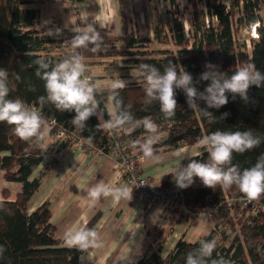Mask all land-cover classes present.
<instances>
[{"label":"trees","instance_id":"obj_1","mask_svg":"<svg viewBox=\"0 0 264 264\" xmlns=\"http://www.w3.org/2000/svg\"><path fill=\"white\" fill-rule=\"evenodd\" d=\"M73 1L78 5L87 0ZM167 2L166 17L159 8L154 11L153 38L140 37L134 32L124 33L128 56L124 60L125 67L137 71L140 64L147 63L163 70L173 63L178 71L191 73L194 80L206 70V63L217 65L229 75L249 63L264 72V0H190L193 7L190 27L185 23L181 1ZM28 3L30 0H0V69L8 74V98L21 99L35 108L44 121L42 131L48 129L49 134L55 136L58 127H71L84 141L110 154L114 144L104 124L114 121L117 115L128 113L132 119L114 128L118 129L125 150L136 159L145 155L138 145L133 147V142H143L150 135L143 127L145 117L158 125L159 139L153 145L151 157L195 143L216 130H251L261 138L258 147L243 154H233L232 163L241 169L253 166L264 154V87L252 86L247 101L227 93L226 105L209 109L215 118L212 123L188 108L186 97L180 90L175 96V116L165 119L158 102L145 103L146 85L143 77L138 75H134L125 88L115 90V99H112L114 90L111 86L97 87L93 78L98 107L95 114L84 122L83 128L71 123L76 115L74 111L61 112L47 100L40 104L38 98H46L47 93L45 82L35 74L39 67L35 61L41 59L49 63L48 70H51L62 61L54 48L71 47L72 39L78 33L68 30L48 33L46 28L39 26L40 11L27 8ZM253 23H259L258 37L242 38L243 28ZM155 43L157 46L150 47ZM104 45L102 41L101 48ZM93 47L89 44L87 48ZM206 83L198 85L200 91L204 90ZM110 103L114 106V114L109 111ZM198 104L201 108L206 107L203 101ZM224 113L229 115L220 118ZM13 129V125L0 122V171L4 172L6 180L22 184L14 199L5 196L0 200V264H80L84 250L67 247L55 235L51 202L45 201L32 212L28 209L29 201L41 187L47 170L34 173L55 144L45 149V137L41 141H22ZM191 159L207 162V151L203 149L199 154L185 158L183 166ZM244 198L235 186L228 190L219 185L208 188L199 178H194L191 186L182 189V197L170 203L186 207L193 214V224L201 219L208 221V232L194 242L181 237L167 255H162V243L157 250L149 245L133 264H187L189 255L203 259L207 264H212L213 260L219 264H264V207L253 211L251 205L245 204ZM94 224L93 219L83 230L93 231ZM211 241L216 244L212 255L202 257V244Z\"/></svg>","mask_w":264,"mask_h":264},{"label":"crops","instance_id":"obj_2","mask_svg":"<svg viewBox=\"0 0 264 264\" xmlns=\"http://www.w3.org/2000/svg\"><path fill=\"white\" fill-rule=\"evenodd\" d=\"M131 1L87 0L79 3L76 10L73 0H30L26 7L40 11L39 26L46 28L50 34L62 30L77 32V29L91 24L105 41L124 36L121 7L132 20L138 17L143 22H151L152 35L148 37L153 38L154 11L159 8L165 14L167 0H137L141 8L138 7L136 14L130 6ZM149 3L152 8L147 6ZM126 28L131 32L130 26ZM91 49L81 48V55L85 67L92 71L97 87L112 86L117 80L126 83L131 81L134 75L124 72L125 68L129 69L123 63L128 59L124 48L111 44L104 45L96 52ZM67 50L66 45L54 48L62 60ZM110 65L118 66L119 72L109 74L105 71ZM109 111L114 114L112 103L109 104ZM44 131V148L48 149L53 144L55 146L34 173L36 175L40 170H47L41 187L29 201L28 209L32 212L49 200L55 235L64 245L68 235L95 220V246L84 250L80 264H133L149 245L157 250L162 243V255H167L181 237L194 242L208 232V221L201 219L193 224V214L184 206L164 203L147 207L137 200L131 188L124 183L115 157L83 150L75 143L59 146L56 144L59 142L56 135L51 136L48 129ZM195 145H187L156 157H146L140 164L141 172L150 177L156 186L175 183L174 173L177 168L183 167L185 158L201 152L200 148L193 149ZM4 179V172L0 171V200L5 196L14 199L21 191L22 184ZM97 186H104L112 194L102 193L99 198H93L90 192ZM123 188H127L130 196L116 199L115 190Z\"/></svg>","mask_w":264,"mask_h":264},{"label":"clouds","instance_id":"obj_3","mask_svg":"<svg viewBox=\"0 0 264 264\" xmlns=\"http://www.w3.org/2000/svg\"><path fill=\"white\" fill-rule=\"evenodd\" d=\"M72 39V48H87L89 44L94 45L91 49L96 52L101 49L103 38L95 28L89 24L83 29L76 30ZM35 63L39 66L36 75L45 82L47 97L38 98L39 103L51 102L55 107L63 111H74L75 117L71 121L78 128L84 127V122L94 115L98 107V102L94 96V88L83 78L85 64L79 55L71 56L56 63L50 68L49 63L37 59ZM205 71L200 73L194 80L191 73L183 70L178 71L175 64L170 63L163 70L152 64L142 63L137 69V75L142 76L145 82V103H159L160 112L165 119L175 116L177 100L175 98L177 90L184 93L188 108L198 112L202 117L207 118L210 123L215 121L209 109H219L228 103L227 93L233 98L237 95L244 101L248 100V91L252 86L264 87V72L256 69L254 64H247L237 68L230 75L221 71L219 67L212 63L205 64ZM44 70V71H41ZM7 71L0 69V122H7L14 126L16 136L22 141L36 139L41 141L46 135L42 131L44 121L39 112L24 103L21 99H11L7 86ZM207 82L203 91L198 85ZM113 96L115 99L116 89L126 87V82L117 80L112 84ZM198 101H203L206 107L201 108ZM117 103H120L117 101ZM229 114L224 113L222 117ZM132 119L128 113L117 115L113 120L104 124V128L111 130L114 127L123 126ZM143 127L150 135L143 141H134L133 147L139 146L145 156L153 155V145L159 139L158 125L150 118L145 117L142 121ZM261 138L254 135L251 130L246 131H222L216 130L204 135L199 139L198 144L205 149L208 154V161L201 162L191 159L183 167L177 168L174 173V181L178 188L186 189L194 183V178H199L202 184L208 188H215L217 185L228 190L233 186L239 189L249 202L259 200L264 196V154H261L255 164L249 168L241 169L233 164V154H243L258 147ZM112 194L111 190L104 186L93 188L90 195L99 198L101 194ZM115 197H129L127 188L116 189ZM96 233L91 230H79L66 238V246L86 250L90 246H95L94 238ZM215 241L202 244L200 253L202 257H210L215 249ZM2 251V249H0ZM187 264H207L203 259L187 258ZM212 264H219L213 260Z\"/></svg>","mask_w":264,"mask_h":264},{"label":"built area","instance_id":"obj_4","mask_svg":"<svg viewBox=\"0 0 264 264\" xmlns=\"http://www.w3.org/2000/svg\"><path fill=\"white\" fill-rule=\"evenodd\" d=\"M224 2H229V0H224ZM78 5L75 4L74 7L78 9ZM259 23H253L250 28L252 31V37H258V27ZM68 47V46H67ZM81 50L73 49L72 46L68 47V51L65 58H70L74 55L80 56ZM91 86H93V77L88 72L85 67L84 77ZM55 123V120L52 121ZM111 136V141L114 146L111 156L115 157L116 166L120 170L122 179L124 183L129 186L133 192L134 197L142 202L145 206L151 207L158 204L170 203L179 200L182 197V189L178 188L176 184L170 183L164 186H156L151 181L150 177L144 175L141 172L140 164L146 158L145 156L136 159L130 153L125 150V143L119 137L118 129L113 128L108 130ZM56 140L59 142H73L78 144L83 150L97 152L100 154H105L101 149L97 148L94 144L86 142L79 135L76 129L71 127H58L56 132ZM245 204L251 205L253 211H257L259 207H264L263 196L259 200L249 202L245 197Z\"/></svg>","mask_w":264,"mask_h":264},{"label":"rangeland","instance_id":"obj_5","mask_svg":"<svg viewBox=\"0 0 264 264\" xmlns=\"http://www.w3.org/2000/svg\"><path fill=\"white\" fill-rule=\"evenodd\" d=\"M181 1V3L184 5V10H183V12H184V20H185V23H186V25L188 26V27H190L191 26V19H192V11H193V7H192V3L190 2V0H180ZM230 1V0H229ZM147 3H148V1H147ZM141 4L140 3H138L137 2V0H132L131 1V5L130 6H132V9L134 10V14H136L137 12H138V7H140L141 8V6H140ZM142 5H144L143 3H142ZM79 6V5H78ZM77 6V7H78ZM147 6H149L150 8H152L151 6V4L149 3V4H147ZM142 8H143V6H142ZM76 9V8H75ZM120 9H121V11H122V13H121V15H122V23H123V33H130V32H128V28H126V26H130V28H131V32H134L135 34H139L138 36H140V37H143V36H149L150 34L152 35V23L151 22H149V21H145V22H143V21H141L140 19H138V17H136V18H134L133 20L131 19V17H130V15H128V13L127 12H125L124 10H122V8L120 7ZM207 19V18H206ZM139 24L141 25L140 26V28H139ZM252 29L250 28V27H244L243 28V30H242V32H241V35H242V38H244V39H250L252 36ZM254 32V31H253ZM104 41V43H105V45H114V47L115 46H121V48H124V49H126V47H125V44H124V40H123V38H122V36H120V37H115V38H113V39H110L109 41H105V40H103ZM110 42V43H109ZM151 46H157V44L155 43V44H150V47ZM104 47V46H103ZM102 47V48H103ZM81 50V49H80ZM68 51V50H67ZM67 53V52H66ZM83 55H81V53H80V57H82ZM82 60H83V57H82ZM84 63V62H83ZM124 63V62H123ZM123 63H121V64H123ZM88 70V69H87ZM105 71H107V72H109V74H111V73H116V72H119V67L117 66V67H114L113 65H110V67H109V69H107V70H105ZM88 72L90 73V74H92V71H90V70H88ZM94 72V71H93ZM124 72L125 73H127V74H133V75H137V71L136 70H130V68L128 69V70H126V68H125V70H124ZM112 80H114V79H112ZM115 81V80H114ZM199 141V140H198ZM198 141H196L195 143H191V144H189V145H195L196 143L198 144ZM195 145V147L193 148V149H199L200 148V151L201 150H203V148H201L200 146H199V144L198 145ZM187 146V145H186ZM197 146V147H196ZM5 180V179H4ZM175 184V183H174ZM179 206H181V205H179Z\"/></svg>","mask_w":264,"mask_h":264}]
</instances>
